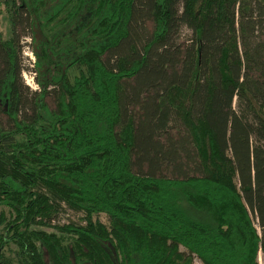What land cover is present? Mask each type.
Masks as SVG:
<instances>
[{"label":"trees","instance_id":"trees-1","mask_svg":"<svg viewBox=\"0 0 264 264\" xmlns=\"http://www.w3.org/2000/svg\"><path fill=\"white\" fill-rule=\"evenodd\" d=\"M1 1L0 249L16 242L19 264H259L264 0Z\"/></svg>","mask_w":264,"mask_h":264},{"label":"rangeland","instance_id":"rangeland-1","mask_svg":"<svg viewBox=\"0 0 264 264\" xmlns=\"http://www.w3.org/2000/svg\"><path fill=\"white\" fill-rule=\"evenodd\" d=\"M151 29H152V24H151V21L149 20H146L145 23L143 24L142 26V32L146 35V36H149L150 33H151ZM0 32H2V35L5 37L8 36L9 34V19L7 17V14L5 12V9L3 7V4H2V1L0 0ZM188 30L186 28H184L182 30V33H183V36L186 37V35L188 34ZM182 36V38H183ZM36 46V45H35ZM30 47V46H29ZM32 47H33V44H32ZM28 50V49H26ZM31 50V48H30ZM29 51V50H28ZM21 55H22V63H23V70L21 72V77H22V80L23 82L26 84L25 82V78H29L30 74H29V71H33V69L29 70L30 68V64L33 62V60H31L28 56L24 55L23 52H21ZM34 56V55H33ZM34 59H35V56H34ZM30 63V64H29ZM36 82V80H35ZM38 86V85H37ZM39 88V86L37 87ZM30 89H32L30 87ZM32 90H35V89H32ZM49 100V99H48ZM50 101V100H49ZM1 114V113H0ZM0 122L3 123L4 122V117L3 115H0ZM97 218L107 224V220L105 219V215L103 213L97 215ZM253 218V217H252ZM254 222H256L254 220ZM64 223L62 221H60V223L58 225H63ZM45 230H48V231H54L55 228L52 227V226H49V227H45L44 228ZM181 250L185 251L184 248H180ZM14 248L13 246L11 247V249L9 250V252L13 251ZM12 258H11V262L10 264H18V262H16V257L14 255H12ZM258 261H259V264H264V255L262 253L259 254V257H258ZM194 264H201L199 260L197 259H194Z\"/></svg>","mask_w":264,"mask_h":264},{"label":"built area","instance_id":"built-area-1","mask_svg":"<svg viewBox=\"0 0 264 264\" xmlns=\"http://www.w3.org/2000/svg\"><path fill=\"white\" fill-rule=\"evenodd\" d=\"M31 43V38L29 36H24L21 40V45H22V52L24 55L28 56L31 60H33L34 62V56H33V53H32V50H30V47H29V44ZM28 49V50H26ZM33 62L30 64V68L32 67L33 65ZM29 68V70H31ZM29 78H25V82L26 84L31 87L32 89H37V83L35 82V73L34 71H29Z\"/></svg>","mask_w":264,"mask_h":264},{"label":"flooded vegetation","instance_id":"flooded-vegetation-1","mask_svg":"<svg viewBox=\"0 0 264 264\" xmlns=\"http://www.w3.org/2000/svg\"><path fill=\"white\" fill-rule=\"evenodd\" d=\"M3 210V207L0 205V213L2 212ZM3 228H4V224L0 223V236L2 235L3 233ZM45 230V229H44ZM47 232H49L48 230H46ZM13 246L14 250L9 252V250L11 249V247ZM0 253L2 254V258L1 259H4V257L9 261L5 262V264H10L11 262V254L14 255L16 257V262H18V259H19V249H18V245L16 242L14 241H10V243H8V245H5L3 246L1 249H0ZM19 264V262H18Z\"/></svg>","mask_w":264,"mask_h":264}]
</instances>
